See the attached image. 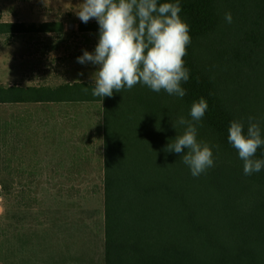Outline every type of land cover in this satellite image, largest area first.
I'll list each match as a JSON object with an SVG mask.
<instances>
[{
	"label": "trees",
	"instance_id": "16d2710c",
	"mask_svg": "<svg viewBox=\"0 0 264 264\" xmlns=\"http://www.w3.org/2000/svg\"><path fill=\"white\" fill-rule=\"evenodd\" d=\"M165 2L177 0H158ZM178 2L191 36L183 98L142 84L101 98L81 83L0 86V104L103 103L105 264H264V169L245 175L227 139L231 122L241 121L246 133L249 117L264 138V0ZM80 30L99 33V25ZM63 31L62 23L0 22V35ZM201 97L209 107L197 139L210 146L215 164L194 178L180 155L163 149L184 131L171 118L191 119ZM255 158L264 159V146Z\"/></svg>",
	"mask_w": 264,
	"mask_h": 264
},
{
	"label": "rangeland",
	"instance_id": "374dc122",
	"mask_svg": "<svg viewBox=\"0 0 264 264\" xmlns=\"http://www.w3.org/2000/svg\"><path fill=\"white\" fill-rule=\"evenodd\" d=\"M83 2L0 0L2 23L64 26L63 33L0 35V86L93 84L98 66L77 62L99 42V33L80 30L76 12ZM64 116L65 144L72 150V141L80 143L87 152L80 155L87 158L68 160L81 164L79 177L53 178L46 150L56 147L55 130L48 115H19L14 105L0 108V264H105L102 115L82 118L81 135L74 129L76 115Z\"/></svg>",
	"mask_w": 264,
	"mask_h": 264
},
{
	"label": "clouds",
	"instance_id": "9594fccd",
	"mask_svg": "<svg viewBox=\"0 0 264 264\" xmlns=\"http://www.w3.org/2000/svg\"><path fill=\"white\" fill-rule=\"evenodd\" d=\"M78 8L76 14L83 23L95 19L99 25V42L94 53L85 50L77 58L82 65L98 66L92 76L93 96L112 97L114 91L131 90L137 84L156 93L165 91L179 98L186 95L182 83L188 82L189 69L183 58L191 36L190 26L180 16L178 0L159 4L158 0H84ZM224 18L232 23L230 12ZM208 107L201 97L191 106V119L171 118L175 131L180 127L184 131L163 149L165 153L180 155L194 178L215 164L210 146L197 139L196 125ZM227 139L243 161L245 175L264 169V159L255 158L258 149L264 146V138L259 122H254L253 117H249L246 133L241 121H232Z\"/></svg>",
	"mask_w": 264,
	"mask_h": 264
},
{
	"label": "crops",
	"instance_id": "0c3cea01",
	"mask_svg": "<svg viewBox=\"0 0 264 264\" xmlns=\"http://www.w3.org/2000/svg\"><path fill=\"white\" fill-rule=\"evenodd\" d=\"M81 84V83H75ZM73 85V84H70ZM24 88V87H23ZM7 105H14L19 107V115H48L50 121V127L55 130V137L52 138L51 142H54L55 148L46 150L47 157L50 160L49 176L51 177H63V178H72L79 177L81 173V164L75 165L74 163L68 162L69 159L80 161L82 158L86 159L87 157H81V153L87 154L85 150H81V145L78 142L72 141V150L69 149V145L65 144L68 142L66 139L67 133L66 128L67 124L65 123L64 115H76L75 119V131H81L79 125L81 124L82 118H86L88 115H102V124H104V106L102 102H79V101H58V102H28V103H19V104H0V108ZM82 115L84 117H82ZM104 126V125H103ZM76 131V132H77ZM101 159H104L102 156L103 149H101ZM39 158V156H36ZM38 160V159H37ZM30 167H37L36 164L31 165ZM72 170H75L72 172ZM104 172V168H103ZM56 181L57 180H53ZM63 182L71 181L70 179L60 180Z\"/></svg>",
	"mask_w": 264,
	"mask_h": 264
}]
</instances>
